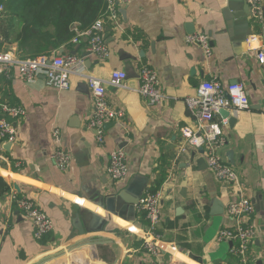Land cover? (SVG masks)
Wrapping results in <instances>:
<instances>
[{
    "label": "crops",
    "instance_id": "obj_1",
    "mask_svg": "<svg viewBox=\"0 0 264 264\" xmlns=\"http://www.w3.org/2000/svg\"><path fill=\"white\" fill-rule=\"evenodd\" d=\"M119 15V25H105L110 57L104 62L91 54L85 58L89 73L107 83L109 105L124 113L120 121L107 123L104 144L88 127L92 96L78 76H72L70 90L58 91L44 76L25 83L16 69L0 75V106L26 111L17 122L18 140L12 144L0 139V264H238L236 245L217 239L220 231L236 226L226 210L240 198L237 189L215 178L204 153L190 149L179 154L181 129L196 126L185 99L213 78L223 87L243 84L249 97L248 110H229L237 121L231 125L228 120L221 156L236 171L243 196L255 205V214L242 222L255 229L252 264H264V66L257 60L264 51V17L254 21L247 0H129ZM19 28L20 21L14 20L8 40L0 35V51L17 58L13 38ZM194 34L209 36L210 58L200 45L186 42ZM252 36L258 43L250 42ZM78 47L76 56L89 53L83 40L63 49V55ZM143 65L159 77L165 96L160 105H150L138 92ZM113 70L128 74L122 88L108 84ZM58 148L72 158L66 171L50 159ZM115 150H123L128 160L129 176L122 182H113L107 172ZM132 179L148 184L144 195L154 187L162 189L160 239H149L138 207L132 222L99 206L103 197L117 195ZM25 196L54 223V231L43 240L35 239L33 225L15 203ZM216 200L223 214H215ZM81 212L109 217L113 227L81 235L74 227ZM145 237L157 246L159 256L144 248ZM97 241L110 243L90 244Z\"/></svg>",
    "mask_w": 264,
    "mask_h": 264
},
{
    "label": "built area",
    "instance_id": "obj_2",
    "mask_svg": "<svg viewBox=\"0 0 264 264\" xmlns=\"http://www.w3.org/2000/svg\"><path fill=\"white\" fill-rule=\"evenodd\" d=\"M129 0H106L105 11L87 29L76 30L72 39L73 45L86 41L88 52L95 55L101 62L107 60L111 53L104 40L105 25L107 22L115 26L120 24L119 9ZM250 7L251 18L261 21L264 17V0H247ZM5 7L0 5V14ZM186 42L191 45H200L207 58L212 56L210 38L205 34H194L186 37ZM251 43H258V37L252 36ZM257 60L264 66V51H259ZM16 69L18 77L25 83H33L38 77L44 76L46 84L58 91H67L72 86V76H78L84 82L92 96L93 112L89 121V129L95 132L97 142L105 143L104 128L107 123L120 121L124 117L122 111L113 109L107 101V83L91 75L83 57L68 54L58 56L41 55L35 58L20 59L11 52L0 51V75L10 74ZM128 74L124 71L113 70L108 84L115 88H122L127 81ZM140 87L138 92L150 105H160L165 96L157 73L147 65H143L139 74ZM185 104L194 118L195 127L181 129L183 144L179 154H187L190 149L197 152L204 149V157L208 168L215 178L228 186L237 189L240 198L231 201L227 205V215L236 222L234 229L220 231L219 241L233 242V253L238 259V264H252L249 257V249L255 237V229L250 223H243L255 214V205L251 200L243 196V190L236 171L225 163L221 151L226 144L225 129L228 127V119H216L223 109L235 113L248 110L250 107L246 88L241 83H234L223 87L218 78L203 81L196 89L195 95L185 99ZM3 117H0V139L14 144L18 140L19 132L17 122L26 116V111L20 106L1 105ZM57 143L60 139L58 131L53 133ZM54 165L61 171L71 167V156L58 148L50 157ZM107 172L113 182H122L129 176V165L125 152L115 150L110 153ZM162 189L156 193L148 192L140 200L138 212L146 219V233L152 238L160 239L158 227L162 218ZM15 203L24 218L31 222L34 228V236L38 241L43 240L54 231V223L33 200L27 196L16 198ZM144 248L154 256H159V250L154 243L144 238Z\"/></svg>",
    "mask_w": 264,
    "mask_h": 264
},
{
    "label": "trees",
    "instance_id": "obj_3",
    "mask_svg": "<svg viewBox=\"0 0 264 264\" xmlns=\"http://www.w3.org/2000/svg\"><path fill=\"white\" fill-rule=\"evenodd\" d=\"M0 5L5 7L0 35L8 40L14 20H19L13 42L18 45V57L26 59L74 48L75 31L89 28L105 11L106 0H0ZM139 217L146 225L145 216Z\"/></svg>",
    "mask_w": 264,
    "mask_h": 264
},
{
    "label": "water",
    "instance_id": "obj_4",
    "mask_svg": "<svg viewBox=\"0 0 264 264\" xmlns=\"http://www.w3.org/2000/svg\"><path fill=\"white\" fill-rule=\"evenodd\" d=\"M250 9L248 5V10ZM106 31H110V29H107ZM107 36V35H106ZM106 38V37H105ZM79 50V47L74 49L72 51V55H77ZM64 50L60 49L56 54L58 56H62L64 54ZM90 56V53L84 55L83 58H87ZM89 61L86 63L87 67L89 68ZM220 115L229 120V123L235 124L236 119L231 116V113L227 109H223L220 112ZM109 126V124H106L105 127ZM199 153L203 154L204 149L200 148ZM199 164H205L204 160L198 161ZM148 184H141L138 179H132L129 183V186L123 190H121L117 195L115 196H108L103 197L99 203V206L102 207L107 211L109 215L118 216L121 218H126L131 220L132 222L135 221V218L137 217L136 208L139 206L140 200L143 197L145 193V189ZM182 196L185 197V188H183ZM214 207L216 209V215L223 214L224 213V207L222 203L218 200L214 202ZM222 208L219 210V208ZM74 227L75 229L81 234L85 235L87 232H98L103 231L104 229H109L113 227V224H111V218L106 217L102 218L100 216H97L96 214L92 212L88 213H79L74 218ZM110 243L109 241H97L92 242L90 244H107ZM44 264V263H43Z\"/></svg>",
    "mask_w": 264,
    "mask_h": 264
},
{
    "label": "bare ground",
    "instance_id": "obj_5",
    "mask_svg": "<svg viewBox=\"0 0 264 264\" xmlns=\"http://www.w3.org/2000/svg\"><path fill=\"white\" fill-rule=\"evenodd\" d=\"M103 213H104V212H103ZM115 223L118 224L119 226H121L120 221L118 220V218H115ZM148 237H149L150 240H153V239H154V238H152L151 236H148ZM148 237H147V238H148ZM149 239H148V240H149ZM150 240H149V241H150Z\"/></svg>",
    "mask_w": 264,
    "mask_h": 264
}]
</instances>
